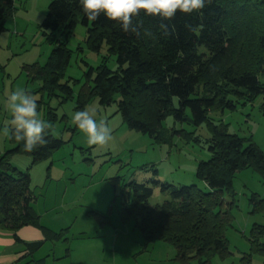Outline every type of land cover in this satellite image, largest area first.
<instances>
[{
	"label": "trees",
	"instance_id": "trees-1",
	"mask_svg": "<svg viewBox=\"0 0 264 264\" xmlns=\"http://www.w3.org/2000/svg\"><path fill=\"white\" fill-rule=\"evenodd\" d=\"M16 1L0 0L1 20L11 16ZM80 23L88 30L92 51L99 53L105 44L117 58L116 72L107 67L98 70L92 94L99 97L102 106L112 105L119 96V112L131 131L160 139L169 117L184 124L190 111L196 128L208 123L212 132L211 159L197 170L198 180L210 191L196 185L176 188L154 181L162 193L170 194L171 201L152 208L149 202L153 189L148 184L132 183L131 198L122 206L123 221L136 222L145 248L158 242L172 246L181 264L227 259L231 254L226 234L233 218L223 195L232 194L239 172L254 169L264 176V153L255 143L230 135L226 127L211 124L209 115L226 104L227 95L250 101L264 96V0H206L199 12H177L172 20L163 21L169 25L168 36L159 28V17L141 13L134 18L138 34L125 33L119 23L103 14L89 22L78 0H50L42 29L46 35L70 34ZM68 59L66 45L58 43L45 68L34 65L26 71L31 79L44 80L52 90L59 87ZM93 73L91 70L90 76ZM202 87L210 96H199ZM65 89L71 96L72 91ZM227 106L235 107L230 102ZM46 139L44 146L32 152L24 151L22 142L11 139L14 149L0 159V229L15 236L25 227H40V217L33 208L31 175L15 169L10 158L28 155L34 164L47 160L63 142L51 131ZM120 184V179L113 180L115 187ZM251 202L257 205V211L264 212V200L253 195ZM93 215L101 227L109 223L104 215ZM45 234L50 242L66 238L64 232L45 230ZM263 237L264 227L255 225L253 252L264 259ZM42 246L38 243L32 248L39 250ZM244 261L251 264L249 258Z\"/></svg>",
	"mask_w": 264,
	"mask_h": 264
},
{
	"label": "rangeland",
	"instance_id": "rangeland-1",
	"mask_svg": "<svg viewBox=\"0 0 264 264\" xmlns=\"http://www.w3.org/2000/svg\"><path fill=\"white\" fill-rule=\"evenodd\" d=\"M49 4L50 0H17L11 16L0 19V159L13 148L11 139L2 134L3 123L9 118L5 100L10 92L22 88L39 98L41 117L52 123L51 134L63 142L50 158L37 164L28 155L10 158L15 169L31 175L33 208L41 223L57 231L67 230L64 233L70 234L69 248L76 253L85 245L104 243L102 248H106L112 244V237L102 239L103 242L77 239L79 234H93L99 228L93 213L104 215L112 223L111 231L118 245L117 250L114 244L106 254H99L107 260L135 264L129 251L143 254L144 240L134 220L123 221L122 206L131 198L129 185L148 184L153 189L149 202L152 208L171 201L170 194L162 193L154 181L176 188L196 185L209 192L207 185L198 180L197 170L201 163L211 159L212 132L208 123L196 128L190 111L184 124L169 117L160 139L131 131L119 112V96H115L112 105L102 106L99 97L92 94L98 70L107 67L116 72L117 58L105 44L99 53L92 51L88 30L81 23L70 34L64 31L46 35L42 25ZM58 43L66 45L69 59L59 87L51 90L44 80L31 79L26 67L45 68ZM65 88L72 91L71 96ZM199 96L207 97L210 93L202 87ZM229 102L234 109L227 106ZM86 107L94 109L96 119H105L111 127L113 140L109 146L89 147L84 134L73 125V113ZM209 122L226 127L230 135L255 143L264 153V96L250 101L236 94L227 95L226 104L210 112ZM115 179L121 181L116 187ZM253 195L264 200V176L254 169L239 172L232 194L223 195L233 218L226 234L231 256L225 260L215 257L210 264H245V258L251 264H264L251 244L253 227H264V212L257 211V205L251 202ZM261 243L264 244V237ZM166 254L161 253L156 260L152 259L154 253L141 255L136 264H168Z\"/></svg>",
	"mask_w": 264,
	"mask_h": 264
},
{
	"label": "clouds",
	"instance_id": "clouds-1",
	"mask_svg": "<svg viewBox=\"0 0 264 264\" xmlns=\"http://www.w3.org/2000/svg\"><path fill=\"white\" fill-rule=\"evenodd\" d=\"M89 22H94L103 14L108 20L119 23L125 33L138 34L134 18L141 13L159 17L160 30L170 35L169 25L163 21L172 20L177 12L192 14L205 7L206 0H78ZM210 2V0H208ZM38 97L29 91L17 88L7 95L5 107L9 118L4 121L3 136L22 142L24 151L32 152L47 143V135L53 128L38 111ZM89 147L105 148L113 140L112 129L105 119H96V111L90 108L75 111L71 117Z\"/></svg>",
	"mask_w": 264,
	"mask_h": 264
},
{
	"label": "crops",
	"instance_id": "crops-1",
	"mask_svg": "<svg viewBox=\"0 0 264 264\" xmlns=\"http://www.w3.org/2000/svg\"><path fill=\"white\" fill-rule=\"evenodd\" d=\"M12 149H14V145ZM96 223L99 228L94 230L95 233L87 234L88 232H85L79 234L77 239H99L101 242H103L102 239L109 240L112 237V244L110 246L106 245V248H102L104 243H102L101 246L94 245V247L85 245L82 246V248L79 249L76 253H73V251L69 248L70 234L66 235V238L64 240L58 242L46 241L45 230L52 231L55 234H60L61 232H65L67 230L64 229L57 231L51 227L44 226L41 221L40 227L29 226L21 229L17 232V237L11 231L0 229V264H122L121 262L107 260L103 257L104 255L99 254L101 251H103L102 253L106 254L108 252L107 250H109V247L112 248L114 244V248H116L117 250L118 239L116 240L115 237H113V231H111L112 226H110L112 225L111 222L103 227L100 226V223L97 221V219ZM99 231L102 232L99 234ZM100 235L102 236L100 237ZM82 242L92 243V241ZM38 243H43V246L39 250L33 249L32 246ZM171 248L173 247L161 242L151 244L147 248H145L144 242V250L142 251L143 254L139 252L135 255L134 251H129L132 257L130 259H135L134 261L136 264L138 263L137 259L141 255H152V253H154L152 259H154L155 257L156 260L160 257L161 253H167L165 258L167 259L168 264H181L176 261V250L173 251ZM152 262L153 261H151L150 263L146 262V264H151Z\"/></svg>",
	"mask_w": 264,
	"mask_h": 264
}]
</instances>
